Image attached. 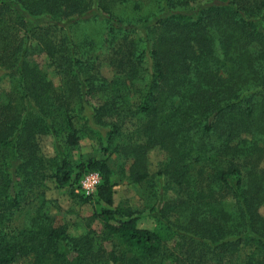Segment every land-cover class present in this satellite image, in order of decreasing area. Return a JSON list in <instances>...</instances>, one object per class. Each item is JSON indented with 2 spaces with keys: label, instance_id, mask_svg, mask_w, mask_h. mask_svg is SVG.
I'll return each instance as SVG.
<instances>
[{
  "label": "trees",
  "instance_id": "obj_1",
  "mask_svg": "<svg viewBox=\"0 0 264 264\" xmlns=\"http://www.w3.org/2000/svg\"><path fill=\"white\" fill-rule=\"evenodd\" d=\"M130 1L0 0V264H264V0H154L151 18L126 15ZM92 22L98 34L78 30ZM84 140L103 158L74 164ZM155 148L174 189L151 203L149 230L132 208L112 207L104 156L131 162L121 178L141 185ZM90 172L95 193L76 196L108 207L74 238L41 211L44 182L73 194Z\"/></svg>",
  "mask_w": 264,
  "mask_h": 264
},
{
  "label": "rangeland",
  "instance_id": "obj_2",
  "mask_svg": "<svg viewBox=\"0 0 264 264\" xmlns=\"http://www.w3.org/2000/svg\"><path fill=\"white\" fill-rule=\"evenodd\" d=\"M205 2H209V0H194V3L191 5L196 7ZM137 5H139V7L136 8L135 6ZM114 9L115 8L112 10ZM155 9L156 4L154 0H131L122 11L125 12L126 15H130V18H151ZM115 11H119V9L117 10L116 8ZM80 24L82 26H79L78 30L83 26H86V32L91 36L99 33L98 29L100 26L98 23H85L87 25L83 23ZM83 32L84 30H82V33ZM142 33V29L138 28V36L143 37ZM32 45H34V43H32ZM32 60L41 71L47 74L48 79H50L55 85H59V79L56 76L54 69L49 66L48 59L44 55H34ZM99 73L103 78L108 80L112 79L114 76V71L107 64L101 65ZM7 88L8 80L3 79L0 84V90H6ZM39 144L41 151L45 156L52 157L54 155L53 139L51 137H40ZM101 155V151L97 149V146L94 143L84 140L81 141L80 147L71 153L70 159L74 164H77L80 160L83 161L91 157L103 158ZM104 158L108 160L113 171L112 181L115 186L113 188L114 196L112 207L121 205L132 208L140 217L138 222L139 227L149 230L155 229L157 227V222L149 213L150 205L153 201H156L155 197L162 195V192L164 197H171L174 189L172 185L166 184L163 177H159L157 175L161 164L165 161V153L158 148H155L147 153V169L150 177L146 184L141 185L128 184L121 178V170H123V173L127 172L128 166L131 162H125L115 155H105ZM261 167L264 168V158L261 162ZM44 186L46 187L44 192V199L46 202L41 211L54 219L57 225L65 227L66 233L74 238L81 237L85 234L86 219L91 218L95 211L108 207L102 203L96 204L93 199L86 202L81 200L79 196H76L81 195L80 188H75L73 194H70L71 189L69 187L66 186L64 188H59L52 179H47L44 182ZM259 211L262 215H264V207L260 208ZM26 218L27 213L25 209L13 220V228H21ZM92 227L99 230V225L97 223L92 224ZM102 247L106 250V252H110L113 249L111 243L109 242L102 243Z\"/></svg>",
  "mask_w": 264,
  "mask_h": 264
},
{
  "label": "built area",
  "instance_id": "obj_3",
  "mask_svg": "<svg viewBox=\"0 0 264 264\" xmlns=\"http://www.w3.org/2000/svg\"><path fill=\"white\" fill-rule=\"evenodd\" d=\"M99 183L100 175L97 172H90L82 177L79 183V188L85 196H91L95 193Z\"/></svg>",
  "mask_w": 264,
  "mask_h": 264
}]
</instances>
